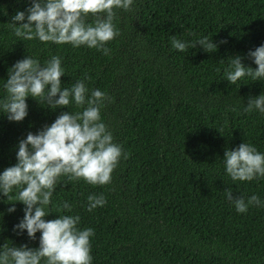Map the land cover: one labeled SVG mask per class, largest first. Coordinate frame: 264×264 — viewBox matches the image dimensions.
<instances>
[{
    "label": "trees",
    "instance_id": "obj_1",
    "mask_svg": "<svg viewBox=\"0 0 264 264\" xmlns=\"http://www.w3.org/2000/svg\"><path fill=\"white\" fill-rule=\"evenodd\" d=\"M28 6L30 0H0V99L18 60L44 64L58 56L63 87L84 80L90 92L107 94L102 122L127 153L107 185L62 178L46 219L78 215L81 230L92 228V264H264V178L233 181L223 158L244 142L264 153V113L244 111L249 97L264 94V81L226 80L234 56L257 67L247 54L264 45V0H134L133 11L116 10L120 35L106 45L109 55L17 38L12 17ZM173 37L189 44L208 37L218 48L180 52ZM27 104L23 122L0 113V173L16 164L28 132L50 125L61 111L83 110L74 102L52 110L31 97ZM227 189L245 201L256 195L262 206L238 213ZM89 195L107 202L89 212ZM65 201L71 212L61 207ZM12 206L0 194V247H39V232L35 241L13 232L24 205L15 203L9 213Z\"/></svg>",
    "mask_w": 264,
    "mask_h": 264
},
{
    "label": "clouds",
    "instance_id": "obj_2",
    "mask_svg": "<svg viewBox=\"0 0 264 264\" xmlns=\"http://www.w3.org/2000/svg\"><path fill=\"white\" fill-rule=\"evenodd\" d=\"M134 0H30V6L17 11L11 26L17 38L58 45L70 44L74 48L85 46L109 55L106 45L120 35L113 23L116 10L133 11ZM92 18V23L88 19ZM221 40L220 44H226ZM174 49L185 52L198 45L204 52L213 53L218 44L208 37L187 43L175 37L171 40ZM248 57L257 66L252 68L242 63V57L234 56L226 70V80L236 85L249 77L264 81V45L248 52ZM65 75L62 59L53 56L41 64L38 59L26 56L18 60L8 72L4 84L6 96L0 99V113L10 122H23L29 114V97L52 110L64 109L71 103L82 108L80 112L61 111L50 125L38 132H28L18 143L16 164L0 173V194L13 206L24 205L23 218L13 226L16 235L26 231L31 241L37 239L39 247L27 244L19 247L3 244L0 247V264H92L90 237L92 228L81 230L78 215H58L47 220L51 197L61 184L83 179L93 186L111 183L112 173L121 158L127 159L121 145L114 142L112 133L102 122L101 109L109 97L99 89L89 91L84 80L71 88L63 87ZM88 79V77H85ZM259 110L264 113V94L249 97L245 112ZM226 173L233 181H253L264 178V153L250 143H241L232 150H225ZM227 199L238 213H246L250 206H262L258 196L247 201L226 190ZM88 211L103 207V195L88 196ZM61 207L71 212L72 206L63 202Z\"/></svg>",
    "mask_w": 264,
    "mask_h": 264
}]
</instances>
